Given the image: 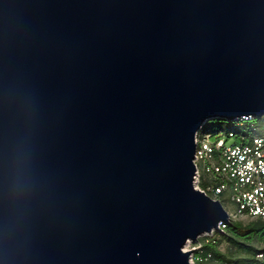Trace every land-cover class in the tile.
I'll return each instance as SVG.
<instances>
[{
	"label": "water",
	"instance_id": "1",
	"mask_svg": "<svg viewBox=\"0 0 264 264\" xmlns=\"http://www.w3.org/2000/svg\"><path fill=\"white\" fill-rule=\"evenodd\" d=\"M262 117L264 0H0V264H191L194 138Z\"/></svg>",
	"mask_w": 264,
	"mask_h": 264
},
{
	"label": "built area",
	"instance_id": "2",
	"mask_svg": "<svg viewBox=\"0 0 264 264\" xmlns=\"http://www.w3.org/2000/svg\"><path fill=\"white\" fill-rule=\"evenodd\" d=\"M253 120L255 119L242 118L233 124L242 126L243 123ZM250 130L251 133L236 135L238 141L232 132L227 135L228 137H224V140L215 142H212L211 136L202 133H198L194 138L195 188L217 202L220 196L229 190L230 202L234 204L235 210L230 213L222 207L228 214V223L237 218L259 219L264 222V119ZM213 150L219 152L220 165L206 167L205 162L211 159ZM202 171L210 175L216 174L217 182L201 189L199 178ZM227 224L219 225V231L223 232ZM216 233L201 236L192 244L193 250L190 251L192 261L194 253L200 248L198 240ZM242 264H264V251L255 256L254 262Z\"/></svg>",
	"mask_w": 264,
	"mask_h": 264
},
{
	"label": "trees",
	"instance_id": "3",
	"mask_svg": "<svg viewBox=\"0 0 264 264\" xmlns=\"http://www.w3.org/2000/svg\"><path fill=\"white\" fill-rule=\"evenodd\" d=\"M264 117L260 120H253L249 123H243L242 126H235L239 129H232L224 131V126L227 123L223 120L209 121L203 127L201 133H206L212 137V142L221 140V134L224 137L232 132L235 134V139L238 141L236 135L251 133L250 128L260 123ZM216 136V138H214ZM220 165L219 152L213 150L211 159L205 162L206 167H212ZM216 174H208L205 171L201 172L199 178V187L205 188L210 183L217 182ZM219 202L222 207L228 212L226 205L229 203L235 210V206L230 202V192L227 190L219 198ZM200 248L194 253L193 262L194 264H242L247 262H254L255 256L258 253L264 251V222L259 219L249 220L247 224H242L238 221H230L223 232L213 234L208 238H201L198 240ZM226 245L229 250H233L240 256L235 258L228 252H223L221 247Z\"/></svg>",
	"mask_w": 264,
	"mask_h": 264
},
{
	"label": "rangeland",
	"instance_id": "4",
	"mask_svg": "<svg viewBox=\"0 0 264 264\" xmlns=\"http://www.w3.org/2000/svg\"><path fill=\"white\" fill-rule=\"evenodd\" d=\"M232 129H239V128L235 127L234 124H227V125L224 126V131L232 130ZM221 135H222L221 136V140H224L223 134H221ZM214 138H216V136ZM226 208H227L228 212H230V213L233 211V207L229 203L226 205ZM235 221L241 222L242 224H247L249 222V219H246V218H237ZM259 246L263 247L264 245H259ZM191 250H193V245L191 243H188L184 247V251H191ZM221 250L223 252H228L229 254H232V256L235 257V258H237V257L240 256L239 254H237L233 250H229L226 247V245H223L221 247ZM190 262H191V264H194V262L192 261V257L190 259Z\"/></svg>",
	"mask_w": 264,
	"mask_h": 264
}]
</instances>
